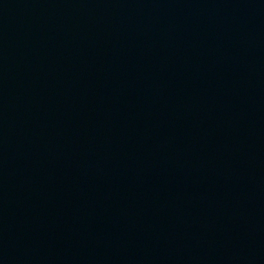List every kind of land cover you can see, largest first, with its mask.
<instances>
[{"label": "water", "instance_id": "95a60500", "mask_svg": "<svg viewBox=\"0 0 264 264\" xmlns=\"http://www.w3.org/2000/svg\"><path fill=\"white\" fill-rule=\"evenodd\" d=\"M0 264H264V0H0Z\"/></svg>", "mask_w": 264, "mask_h": 264}]
</instances>
